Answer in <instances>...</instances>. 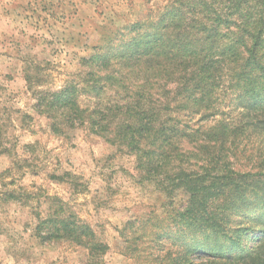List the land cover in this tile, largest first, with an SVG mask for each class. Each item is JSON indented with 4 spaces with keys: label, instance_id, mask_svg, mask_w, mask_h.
Instances as JSON below:
<instances>
[{
    "label": "trees",
    "instance_id": "obj_1",
    "mask_svg": "<svg viewBox=\"0 0 264 264\" xmlns=\"http://www.w3.org/2000/svg\"><path fill=\"white\" fill-rule=\"evenodd\" d=\"M78 63L61 87L37 90L33 108L53 134L85 128L133 155L140 180L164 195L163 216L120 228L123 253L141 264H264V0H168ZM43 200L34 236L104 264L94 229L61 197Z\"/></svg>",
    "mask_w": 264,
    "mask_h": 264
},
{
    "label": "rangeland",
    "instance_id": "obj_2",
    "mask_svg": "<svg viewBox=\"0 0 264 264\" xmlns=\"http://www.w3.org/2000/svg\"><path fill=\"white\" fill-rule=\"evenodd\" d=\"M167 1L0 0V145L8 149L0 154V264H85L81 247L34 236L33 213L46 212L45 194L61 197L108 244L104 264L143 263L123 253L119 231L136 217L163 216L164 195L140 180L133 155L85 128L53 134L33 108L34 93L64 85L101 36ZM67 171L73 177L50 178ZM69 183L86 188L73 192ZM8 192L32 195L25 202ZM186 195L179 190L175 206Z\"/></svg>",
    "mask_w": 264,
    "mask_h": 264
}]
</instances>
